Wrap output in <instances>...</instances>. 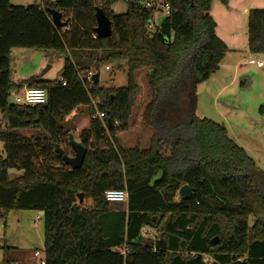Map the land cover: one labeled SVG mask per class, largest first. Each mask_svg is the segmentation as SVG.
<instances>
[{"label":"trees","instance_id":"16d2710c","mask_svg":"<svg viewBox=\"0 0 264 264\" xmlns=\"http://www.w3.org/2000/svg\"><path fill=\"white\" fill-rule=\"evenodd\" d=\"M116 1L0 0V217L43 212L46 264H264V175L254 179L252 159L223 124L195 113L197 85L228 51L210 15L213 0H165L169 13L153 32L145 28L153 8L124 0L126 11L114 14ZM47 8L67 24L56 27ZM98 8L111 24L106 38L94 31ZM246 33L248 51L264 54V9L248 11ZM13 48L62 56L57 79L25 81L46 90V103L9 101L23 86L11 80ZM111 61L125 62L124 86L101 87L97 73L90 84L81 77ZM141 69L152 135L147 147H123L116 136L128 129ZM81 106L89 121L78 139L87 152L72 169L54 146L73 154L67 121ZM12 168L21 174L10 176ZM183 184L192 189L186 198L177 195ZM106 189H126L127 201L105 200Z\"/></svg>","mask_w":264,"mask_h":264},{"label":"rangeland","instance_id":"374dc122","mask_svg":"<svg viewBox=\"0 0 264 264\" xmlns=\"http://www.w3.org/2000/svg\"><path fill=\"white\" fill-rule=\"evenodd\" d=\"M12 5H41L44 0H9ZM55 1V0H47ZM210 15L216 23V34L229 46L235 45L242 50L244 40L247 38V15L240 11L242 8H262L264 0H229L222 4L218 0L211 3ZM126 2L117 0L111 7L114 14L126 11ZM164 13H155V24L159 25ZM64 21V18L62 17ZM233 35V36H232ZM11 80L23 84L21 93L30 77L54 80L62 72L63 58L52 50L13 48L10 53ZM244 55L239 54L237 60H243ZM264 60V55L259 56ZM242 62L237 69L236 80L214 100L208 92L199 90L196 95L195 113L200 118H208L225 126L228 136L241 146L252 159L251 172L258 181V172L264 175V67H258L255 62ZM49 65L43 74L42 71ZM109 66L106 70L104 67ZM119 65V66H118ZM94 73L98 74L101 87H121L126 83V64L123 61H111L99 66ZM87 74L81 77L86 79ZM138 91L129 126L125 131L117 133V141L123 147H147L152 135L151 127L144 121L143 111L150 100V92L145 82V69L136 72ZM35 87V86H31ZM38 87V86H36ZM13 92L9 96L12 102ZM95 105V102L93 101ZM89 115L87 108L81 106L77 113L72 112L68 117L67 126L75 140L79 141L78 134L81 129L88 126ZM26 135L33 131H24ZM70 152V148H68ZM72 154V152H71ZM10 176L21 174L20 170L9 169ZM43 219L36 210H10L6 217H0V264H4V246H12L5 257L7 259H28L26 264H33L32 253L35 249H43ZM153 236L154 231L148 230ZM15 262V261H13ZM25 264V263H24Z\"/></svg>","mask_w":264,"mask_h":264},{"label":"built area","instance_id":"2783aa9c","mask_svg":"<svg viewBox=\"0 0 264 264\" xmlns=\"http://www.w3.org/2000/svg\"><path fill=\"white\" fill-rule=\"evenodd\" d=\"M141 3L146 8H153L154 15L151 19H149L145 25V28L149 32H153L158 25L155 24V13L162 12L164 15L169 13V5L165 2V0H130ZM250 62L254 63L258 67H264V60H250ZM106 70L109 69V66L104 67ZM94 71L88 72L86 76L87 83L92 82V75ZM61 83L65 85V81L61 79ZM13 92L12 102L16 104H22L26 106L33 107L38 104H44L47 101V92L45 89L40 87H25L21 93ZM11 92V93H12ZM10 93V94H11ZM94 117L103 118L104 113L95 111ZM117 124V122H115ZM105 200L109 202H126L128 199V193L126 189H106L103 193ZM146 231V230H144ZM33 264H46L45 252L44 249H35L32 253ZM15 264V263H10Z\"/></svg>","mask_w":264,"mask_h":264},{"label":"water","instance_id":"95a60500","mask_svg":"<svg viewBox=\"0 0 264 264\" xmlns=\"http://www.w3.org/2000/svg\"><path fill=\"white\" fill-rule=\"evenodd\" d=\"M47 13L50 15V19L52 23L56 27H64L67 24V21L62 20L61 13L58 12L55 9L47 8ZM95 20H96V27L94 29L95 34L99 38H106L111 36L112 30H111V24L107 16L104 14V12L101 9H97L95 12ZM49 68V65L42 71L41 74L47 71ZM92 79L94 82H97V78L95 77V74L92 75ZM110 125V121H107ZM68 143L69 146L73 152L72 155H68L64 152L63 149H61L57 144H55L54 148L56 153L61 157L64 164L69 165L72 169H76L80 167L83 163V160L85 158L87 148L83 145L82 142L77 141L74 139L71 132H68ZM192 193V189L187 185L183 184L179 187L177 191V195L180 198H186L190 196ZM83 194L79 193L78 199H82ZM40 215L43 214L42 211L39 212ZM217 241V237L213 239V242L215 243Z\"/></svg>","mask_w":264,"mask_h":264},{"label":"crops","instance_id":"0c3cea01","mask_svg":"<svg viewBox=\"0 0 264 264\" xmlns=\"http://www.w3.org/2000/svg\"><path fill=\"white\" fill-rule=\"evenodd\" d=\"M251 7L252 6H248L247 8H242L240 9V11L247 15ZM224 43L226 44L228 51L222 58L218 70L214 74H212L206 81L201 82L197 85L196 87L197 96L199 95V90H202L204 92H208L212 96V99L214 100V98H216L217 95H219L224 90H226L234 82V80H236V76H237L236 72L242 62H249L250 64H252L250 60H254V61L261 60L259 56L264 55L262 53L260 54L251 53L250 51H248L246 39L244 40V45L242 50H240V48H237L235 45L229 46L228 42L226 41ZM239 54L244 55L243 60H237L236 57ZM27 260L28 259L21 258L22 262H20V260L14 259L13 261L15 262L13 263L26 264Z\"/></svg>","mask_w":264,"mask_h":264}]
</instances>
